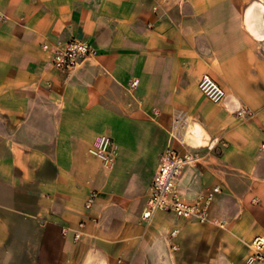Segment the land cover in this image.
Segmentation results:
<instances>
[{"label":"crops","instance_id":"0c3cea01","mask_svg":"<svg viewBox=\"0 0 264 264\" xmlns=\"http://www.w3.org/2000/svg\"><path fill=\"white\" fill-rule=\"evenodd\" d=\"M72 39L92 55L59 72ZM263 144L264 0H0V264H264ZM168 148L200 157L184 202L220 188L211 222L143 219Z\"/></svg>","mask_w":264,"mask_h":264},{"label":"built area","instance_id":"2783aa9c","mask_svg":"<svg viewBox=\"0 0 264 264\" xmlns=\"http://www.w3.org/2000/svg\"><path fill=\"white\" fill-rule=\"evenodd\" d=\"M50 49L48 45L44 47ZM91 44L86 40L72 39L63 48H56L52 58L53 67L59 72H71L79 67L92 55ZM138 81H134L132 87H136ZM199 88L201 92L213 103L220 104L226 98L225 91L210 77H205ZM239 117L251 116L247 110H239ZM112 139L103 136L98 143L90 150L91 154L98 157L105 163H109L112 157ZM213 145V144H212ZM209 146L212 148L213 146ZM264 149V144L262 146ZM200 159L198 154L181 155L173 148H168L163 154L162 163L155 175L152 184V195L148 202V207L143 214V219L151 222L157 213L169 212L176 217L185 220H195L201 224L211 222L209 219V207L214 199L215 193L220 192V188L205 196H199L193 203L184 202L176 188L177 181L187 166L193 165ZM99 198L98 192H92L86 200V208L91 209ZM225 228L224 223L219 224ZM178 231H175V236ZM253 255L252 263L264 260V237H257L252 242Z\"/></svg>","mask_w":264,"mask_h":264}]
</instances>
